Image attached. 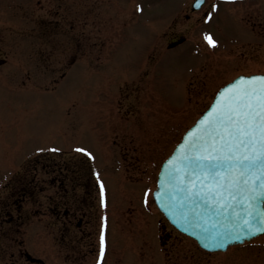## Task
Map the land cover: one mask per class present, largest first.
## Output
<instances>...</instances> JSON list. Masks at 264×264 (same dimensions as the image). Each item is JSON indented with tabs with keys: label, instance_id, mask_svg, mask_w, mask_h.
Masks as SVG:
<instances>
[{
	"label": "rangeland",
	"instance_id": "obj_1",
	"mask_svg": "<svg viewBox=\"0 0 264 264\" xmlns=\"http://www.w3.org/2000/svg\"><path fill=\"white\" fill-rule=\"evenodd\" d=\"M51 1L0 0V47L7 49L10 35V54L21 51L20 76L0 81V264H41L26 256L43 264H264V233L206 252L168 231L150 199L160 161L216 88L239 73H264V38L257 23L247 26L243 13L254 8L257 17L264 0H218L187 18L188 0H85L96 15L87 26L88 42L71 36L64 52L54 51L50 34H36L51 19ZM67 1L81 22L84 0ZM18 5L21 23H13L9 16ZM94 49H101L100 64L92 66ZM135 77L146 88L131 105L133 88L125 82ZM123 127L138 134L136 167L128 166L130 154L110 143ZM49 161L79 166L88 196L81 230L63 227L61 218L41 214L43 202L42 208L34 203L45 200L44 190L52 192L48 183L32 185L46 175L42 165ZM23 184L28 187L21 200ZM57 229L59 242L72 233L73 251L54 242Z\"/></svg>",
	"mask_w": 264,
	"mask_h": 264
},
{
	"label": "snow or ice",
	"instance_id": "obj_2",
	"mask_svg": "<svg viewBox=\"0 0 264 264\" xmlns=\"http://www.w3.org/2000/svg\"><path fill=\"white\" fill-rule=\"evenodd\" d=\"M205 38L210 44L215 43L207 35ZM213 109L203 122L201 134L184 145L185 154L177 160L184 170H191L201 185L208 181V187L197 189L193 180H182L181 167L173 168L171 175L181 186V199L189 204L195 206L199 201L216 205L217 214L228 211L227 207L219 208L222 204L245 205L240 210L247 214L244 222L251 228L247 221L257 214V199L264 198V76L239 77L232 91ZM77 150L86 151L84 148ZM185 183L190 187H183ZM258 215L264 219V212ZM104 247L102 226L101 256Z\"/></svg>",
	"mask_w": 264,
	"mask_h": 264
},
{
	"label": "flooded vegetation",
	"instance_id": "obj_3",
	"mask_svg": "<svg viewBox=\"0 0 264 264\" xmlns=\"http://www.w3.org/2000/svg\"><path fill=\"white\" fill-rule=\"evenodd\" d=\"M193 0H190L187 4V8L185 11V17H189L194 12H201L203 13L205 10V7L208 3H212L214 0H203V4L198 9H192L191 3ZM17 15H15L16 22L13 23H21V5H18ZM263 5L260 6L259 12L257 17L252 13L254 8H245V13L247 15L248 21L252 23H257L259 26L258 30V36L263 39L264 38V11H263ZM51 12L52 16L49 21H42L41 25H38V34L40 39H43L46 37L47 34L51 35L52 38V44L54 51H60L64 52V50L69 49L68 45L70 44V41L72 39L71 36H73L74 40L79 38H84L83 43L88 42L89 37L85 36L87 33V26L88 24H92L93 21L90 20V18L95 17L94 13L90 12L88 7L85 5V0L81 2L80 7L78 9L80 10V15L82 16L81 22H79L78 18L73 15L74 11L72 9V3L67 0H55V2L51 1ZM261 13V14H259ZM13 16V15H12ZM9 16V17H12ZM257 19V20H256ZM91 21V22H90ZM79 25V27L74 30V26ZM263 27V30L262 28ZM4 29L5 26L3 25L0 27ZM21 33V30H19ZM89 32L92 33L93 29L92 26L89 29ZM72 33V35H70ZM4 36V35H3ZM7 39V49L3 50L0 47V65L1 64H12L14 66L13 70L8 71H2L0 70V77L5 76V78H0V81H11L14 80V78H17L21 74V51L19 52L18 56L11 55L10 54V48L15 45V41L10 37V35H6ZM4 43L3 40L0 38V44ZM21 48V46H20ZM101 49H94L92 52H89L90 55L98 56L100 55ZM9 55V57H8ZM89 56V55H88ZM135 86V85H133ZM138 92L137 90L135 93ZM130 128V127H129ZM124 131L116 130L111 136L112 143L116 146H120L121 150L125 152H130V156L134 158H130L131 164H133V160L136 159V153L133 150L137 149V146L135 144V141L137 144L138 142V134L136 132H132L127 128H124ZM143 135L144 133L141 132ZM144 140V139H143ZM152 140V134L150 135L149 142ZM148 141V140H147ZM148 143V142H146ZM151 147H149L150 150ZM74 164H62L58 163L56 161H49L48 165H42L45 167L44 173L46 175L38 176V181L40 183H48L50 188L46 187V190L51 189V194H47L46 191H43L41 194L44 197V201L35 200L38 203L39 207H41V203L43 202L44 208H42L44 213H48L50 217L55 219L56 221H59V218H61V224L63 227H71L75 224V226L78 228V230H81V220L82 216H84L86 209L83 208V205L87 202L88 196L84 197L85 191V183L83 181V177L81 176L80 170H75ZM78 165V164H75ZM63 169V170H62ZM56 171V173H54ZM65 171V172H64ZM67 181V182H66ZM23 191H21V197H24V193H26L27 185L23 184L21 185ZM70 187V188H69ZM84 187V188H83ZM77 189H82V191H77ZM27 203V200H26ZM24 204V203H23ZM22 204V205H23ZM25 208V206H23ZM75 233V232H73ZM83 233L82 232L77 238L81 239ZM77 234V233H76ZM71 235L72 233L68 234V241L66 243V246L69 248H73L75 245H73L71 241ZM76 240V242L78 241ZM75 240V238H74ZM168 240V239H166ZM166 240H162V242H166ZM35 260V259H34ZM41 264V260H35Z\"/></svg>",
	"mask_w": 264,
	"mask_h": 264
},
{
	"label": "water",
	"instance_id": "obj_4",
	"mask_svg": "<svg viewBox=\"0 0 264 264\" xmlns=\"http://www.w3.org/2000/svg\"><path fill=\"white\" fill-rule=\"evenodd\" d=\"M251 75L264 76V74ZM241 76L245 75H238L221 86L215 93L209 106L183 133L172 152L160 164L156 176V187L152 191L153 201L157 208L163 212L167 220L179 231L194 238L201 248L208 251L225 250L229 245L241 243L244 240H248L264 232V219L258 215V212H264V198L257 199L255 204L257 214H255L254 219L247 221V224L251 225V228H249L244 222L247 214L240 210L244 208L245 205L241 204L238 207H234L222 204L219 205V208L227 207L228 211H221L217 214L218 208L216 205H210L207 202L199 201L195 206L189 204L181 199V186L176 183L175 176L171 175L173 168L181 167L182 180L185 182L190 179L193 180L197 189L208 187V181H205L203 185H201L199 181L196 180L195 176L191 174V170H184L182 164H177V160L185 154L184 145L201 134L204 128L203 122L206 121L210 113L214 111L213 106H219L224 97L232 91V88L236 85L238 78ZM170 161H172V163H169ZM196 175L199 176L200 173L197 172ZM183 187L189 188L190 186L185 183ZM252 228L256 230L252 231Z\"/></svg>",
	"mask_w": 264,
	"mask_h": 264
}]
</instances>
